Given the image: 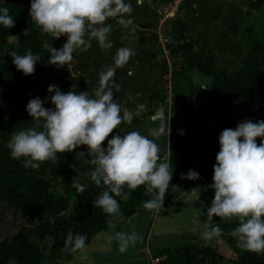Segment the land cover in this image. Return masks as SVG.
<instances>
[{"label": "clouds", "instance_id": "clouds-1", "mask_svg": "<svg viewBox=\"0 0 264 264\" xmlns=\"http://www.w3.org/2000/svg\"><path fill=\"white\" fill-rule=\"evenodd\" d=\"M132 5L126 0H31L29 15L42 34H49L54 39L67 36V41L60 50L50 49L48 63L58 68L70 63L73 53L80 49L87 51L91 40L95 39L99 47L105 51L113 47L108 39L111 25H105L109 18H116L117 23L125 28L132 24L125 19L131 14ZM0 25L6 28L15 26L9 15L8 7L0 8ZM88 39H85V36ZM44 48H48L45 43ZM18 71L26 76L34 74L39 57L31 50L25 55L16 52L9 54ZM134 55L132 49H117L113 57V65L108 66L100 75V87L94 92V98L88 92L74 91L63 93L55 85H50L48 93L54 109L45 108L39 97L30 99L26 111L32 117L34 126L27 130L13 133L8 147L11 158H24V167L38 169L48 160H56L58 153L73 152L81 145L87 146L89 163L94 165L91 180L97 186H105L100 196L93 201V206L105 213H116L119 202L130 198L124 193L127 185L130 191L141 185L146 186V193L151 199L144 203L148 210L160 209L163 206L166 192L172 180L171 162L159 155L160 148L153 139L138 131L125 135H113L114 130L124 122H131L127 111L121 115V106L113 99V92L108 87L116 70L125 66ZM201 89H207L202 87ZM157 117L163 120L162 111ZM156 117H154V120ZM165 133V125L151 129L149 135L159 137ZM257 138H260L259 145ZM107 141V148L102 145ZM220 151L216 155L213 167L214 199L207 212V224L213 217L222 219L238 218L239 226L233 231L237 245L244 251L264 252V121L253 123L243 121L235 129H224L219 136ZM182 179L197 180L199 175L189 170ZM72 186L83 192L84 186L73 179ZM195 231V229H194ZM222 229L216 226L201 233L207 243L219 237ZM119 250L124 252L138 239L135 232L131 234L116 233ZM86 236L69 234L65 249L75 253L85 246Z\"/></svg>", "mask_w": 264, "mask_h": 264}, {"label": "trees", "instance_id": "trees-1", "mask_svg": "<svg viewBox=\"0 0 264 264\" xmlns=\"http://www.w3.org/2000/svg\"><path fill=\"white\" fill-rule=\"evenodd\" d=\"M3 7L6 6L0 8ZM8 9L15 26L6 28L0 25V45L7 47L4 65L0 64V85L6 91L3 99L7 107L9 130L20 131L27 130L34 124L26 111V75L16 69L9 54L16 52L18 55H25L31 50L36 55L39 46L37 38L26 32L24 12L15 7ZM169 24L174 40L171 50L181 57L182 68L179 71L195 70L210 77L208 100L216 114V125L212 129L196 120L184 126L182 135L169 133L167 162H171L173 178L168 190L181 181V190L188 193L206 180L213 181V167L220 151L219 136L224 129H235L240 121H264V37L253 39L246 46L237 68L221 74L215 71L212 58L204 59L194 51L196 41L186 35V26L178 14L170 19ZM259 143L260 138H257V144ZM48 167L49 164L44 163L38 169L26 168L24 162L11 158L10 149L0 146V192H6L12 203L28 216L34 215L39 209H50L56 214L62 212L68 206V201L65 196L50 190L52 182L57 179L49 176ZM94 167L92 164L84 166V173L78 180L84 186L83 192L73 187L72 181H59L64 189L72 192L74 208L64 216L59 215L55 223L44 222L41 228L34 230L37 237L48 238L50 242L46 255L27 234L18 231L10 240L0 242V264H40L52 252H70L65 249L69 234L85 235L87 240L104 225L111 214L93 206V201L106 190L105 186H97L91 180L89 174ZM189 170L197 172L199 179H182L181 175L186 176ZM127 193L130 194L127 200L117 197L124 215L139 210L151 199L146 193L145 185L134 191L127 188ZM165 201L158 210L159 214L168 212L176 204L172 199ZM216 224H211L206 229ZM218 224L222 229L219 239L231 244L235 254L230 264H264V252L242 250L237 245V238L225 232L222 223ZM238 226L237 218L234 229ZM161 252L164 258L157 264H198L205 258L210 264H216L215 258L218 261L221 259L208 244L186 243L174 248H162Z\"/></svg>", "mask_w": 264, "mask_h": 264}, {"label": "crops", "instance_id": "crops-1", "mask_svg": "<svg viewBox=\"0 0 264 264\" xmlns=\"http://www.w3.org/2000/svg\"><path fill=\"white\" fill-rule=\"evenodd\" d=\"M126 2L132 3L135 12L132 26L111 30L108 39L113 47L107 51L100 48L102 59L95 63L94 69L100 74L113 65V57L119 48L133 50L134 55L125 66L116 70L108 87L116 103L121 106V115L127 111L131 120L138 118L141 121L134 127V131L141 129V133L149 139L164 143L163 151L159 153L161 159H164L168 156L167 141L172 129L176 131L196 120L212 129L216 125V114L208 100L210 77L195 70L173 72L170 93L165 91L161 80L162 76L169 74V63L160 51L163 42L158 31L159 21L169 12L175 16L178 14L186 26V35L196 41L194 51L204 59L212 58L214 69L218 71V59L223 56L226 58L232 46L240 44L238 23L244 8L238 6L235 0H162L155 4L150 2L149 5L142 0ZM146 5L153 9V14L146 15ZM128 15L125 14L124 18L129 19ZM158 111H162L163 120L157 117ZM161 123L165 125V133L159 137L150 136V130L159 127ZM212 183V180H206L182 197L181 181H178L165 196L166 200L178 189L177 197L171 198L176 204L168 212L159 214L157 209L148 210L144 206L129 215L123 214L124 209L117 210L85 241L82 250L75 253L55 251L48 254L40 264H155L153 258L162 254V248L186 244L185 239L190 233L218 223L207 224L204 213L209 206L205 211L191 216L193 207L204 197L208 196L207 200L210 199L212 203V195L215 194L214 189L209 187ZM183 199H186L188 209L177 210ZM121 232H135L138 235L136 243L124 252L119 250V242L115 239L116 233ZM194 242L191 240L189 243ZM47 245L49 249L50 242ZM208 245L221 256L219 262L230 264L235 258L233 251L232 255L224 251V244L216 245L217 248L211 243ZM48 249L42 251L43 254L46 255ZM215 263L218 264L216 258ZM198 264L210 263L205 258Z\"/></svg>", "mask_w": 264, "mask_h": 264}, {"label": "rangeland", "instance_id": "rangeland-1", "mask_svg": "<svg viewBox=\"0 0 264 264\" xmlns=\"http://www.w3.org/2000/svg\"><path fill=\"white\" fill-rule=\"evenodd\" d=\"M134 2L136 0H133ZM141 2V0H139ZM147 1L148 5L150 2L155 4L158 1L162 0H142ZM166 1V0H163ZM238 6L244 8V13L240 22L238 23V31L240 33L239 41L240 44L236 46H232L230 55L223 56L222 59H218L217 66L219 68L218 72L221 74H226L228 72L233 71L240 63V60L245 52L246 46L253 41L255 38H259L260 36L264 37V0H235ZM132 5V3L130 2ZM31 0H0V7H15L22 10L26 16L25 29L26 32L34 35L38 40L39 51L36 56L39 57V61L35 65L34 74L30 76H26L25 84H26V100L27 103L30 99L39 97L42 101H45L44 107L54 109V105L51 104L50 99L48 97L50 94L48 93V88L50 85H55L59 88V90L63 93H68L69 91H74L77 94L79 92L87 91L89 96L94 98L95 90L100 87V75L94 69L95 63L102 59L101 49L95 39L91 40V47L87 51H82L77 49L73 53V59L70 63L63 67H57L55 65H50L48 63L50 56L51 47L60 50L63 45L67 41V36H61L59 39H54L49 34H42L41 30L38 26L31 20L29 15L30 12ZM146 5L145 10L148 11L146 15L153 14V9ZM133 8V5H132ZM172 13V12H171ZM170 12L168 14H171ZM135 12L132 11L129 19L132 20V16H134ZM172 17L175 15L172 13ZM171 17V18H172ZM166 19V17H165ZM157 20V19H156ZM133 21V20H132ZM169 21V18L166 19L161 25L164 26ZM133 23V22H132ZM111 25V30L123 27L117 23L116 18H109L105 25ZM132 25H129L130 27ZM158 27L159 23H158ZM124 28V27H123ZM159 30V28H158ZM161 31V30H160ZM162 33V32H161ZM164 35V34H162ZM85 39H88V36H85ZM162 40V39H161ZM163 42V41H162ZM48 44V48H44V44ZM163 47L160 50L163 54ZM166 48V47H165ZM7 47L0 45V64L4 65V59L7 57ZM164 55V54H163ZM180 64L182 65L181 58L179 59ZM2 68H4V66ZM182 67H179V70ZM4 82L6 80V74L3 75ZM0 85V146L8 148V144L13 133H17L19 131H11L8 126V116H7V107L4 103V95L6 91ZM114 99V98H113ZM115 101V100H114ZM116 102V101H115ZM140 120L138 118H132L131 122H124L118 126V129L114 130L112 134L108 137L111 139L113 135H125L128 132L134 131V127L140 124ZM141 133V129L139 131ZM171 133H177L175 129L170 131ZM143 135V133H141ZM178 134V133H177ZM164 141V139H163ZM157 144L160 148V151H163L164 143L161 140L157 141ZM163 144V145H162ZM104 148H107V141L102 145ZM88 149L87 146L81 145L73 152L66 153H58L56 160H48L44 163L49 164L47 172L49 176L57 179V181L52 182L51 191H54L55 194L60 193L65 196L68 201V206L62 212L56 214L50 209H39L32 216L25 215L22 211L12 203L9 199V196L6 192H0V242L10 240L18 231H23L27 236L38 244L41 251L46 252L48 249V238H39L34 234L35 229H39L42 227L44 222L55 223L56 219L59 215H66L71 209L74 208V198L71 191L64 189L61 186L59 181L61 180H69L73 182V179L78 177V180L83 175L84 166L90 164V157L86 155ZM161 156V155H160ZM21 162H24V158L19 159ZM160 162H165L164 159H161ZM42 163V164H44ZM90 176V174H89ZM180 182V181H179ZM127 185L124 186L123 192L126 193ZM175 189L174 193L171 194L168 199L172 197H177V191ZM181 190V189H180ZM185 194L182 195L184 197ZM215 195V194H214ZM207 197L201 199L199 204L193 207V213L191 212V216L197 215L207 209V207L211 206V201L207 200ZM212 197H214L212 195ZM117 199V197H114ZM179 198V197H178ZM177 198V199H178ZM181 199V198H180ZM212 199V198H211ZM167 200V199H166ZM181 205H178L176 208L187 210L188 205L186 199H183ZM213 200V199H212ZM166 202V201H165ZM120 204L118 210H120ZM189 209H191L189 207ZM159 210V209H158ZM203 214V213H202ZM204 215V214H203ZM202 215V216H203ZM235 217L232 219H222L216 217L213 219V222H218L223 224V230L227 233L233 234L234 231ZM205 231V229H201L200 231H196L190 233L185 239L187 243L191 240H194V244H202L205 242L201 233ZM221 240V239H220ZM224 244V251H226L229 255H232V245L221 240ZM206 243V242H205ZM211 243L214 247L217 248L216 239L214 238L212 241L207 242ZM184 245V244H183ZM182 246V245H181ZM223 249V248H222ZM218 264H225L223 262H219Z\"/></svg>", "mask_w": 264, "mask_h": 264}, {"label": "built area", "instance_id": "built-area-1", "mask_svg": "<svg viewBox=\"0 0 264 264\" xmlns=\"http://www.w3.org/2000/svg\"><path fill=\"white\" fill-rule=\"evenodd\" d=\"M172 14V13H171ZM171 14H166L160 21H159V35L160 39L164 42V47L163 48V54L166 57L168 63H169V74H166L162 76V85L167 93H170V86H171V74L173 72L179 71V67L181 66L179 59L181 58L178 53H174L171 50L172 45H174V40H173V31L172 28L170 27V19H171ZM169 18V21L166 23V25L162 26L161 24L166 21V19ZM161 30V31H160ZM162 32V33H161ZM164 34V35H162ZM164 258V254H161L157 257L153 258V262L157 264L161 259Z\"/></svg>", "mask_w": 264, "mask_h": 264}, {"label": "water", "instance_id": "water-1", "mask_svg": "<svg viewBox=\"0 0 264 264\" xmlns=\"http://www.w3.org/2000/svg\"><path fill=\"white\" fill-rule=\"evenodd\" d=\"M176 132L179 134V135H182L183 134V128H178L176 130ZM185 192L183 190L180 191V196H182Z\"/></svg>", "mask_w": 264, "mask_h": 264}]
</instances>
